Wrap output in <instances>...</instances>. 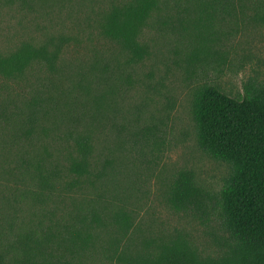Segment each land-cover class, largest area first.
<instances>
[{"label": "trees", "instance_id": "trees-1", "mask_svg": "<svg viewBox=\"0 0 264 264\" xmlns=\"http://www.w3.org/2000/svg\"><path fill=\"white\" fill-rule=\"evenodd\" d=\"M33 4L0 0V7ZM154 18L160 31L187 37L188 64L208 72L217 70L209 60L222 56L226 32L218 22L231 23L235 30L245 24L264 27V0H112L101 32L127 60L114 69L94 61L76 83L91 103L74 101L77 107L67 113H60L49 82L28 80L35 65L57 72L66 39L24 42L10 53L0 51V264H264L262 84L248 83L241 96L210 82L194 90L191 111L198 145L212 159L226 163L230 173L220 197L209 201L212 197L194 173L181 170L171 183L168 201L176 211L206 215L213 210L226 233L217 247L207 249L181 233L135 247L124 243L134 218L120 193H110L113 175L107 180V166L98 165L92 127H103L105 115L114 111L105 105L110 95L134 85L130 68L150 54L141 39ZM94 80L99 88L95 93L90 86ZM56 118L66 120L57 126L66 125V152H53L47 144L37 148L35 142L41 133L48 134L47 124ZM150 132L141 131L143 137ZM13 181L9 195L1 190ZM21 205L31 216L19 220ZM107 231L112 234L108 240L103 237Z\"/></svg>", "mask_w": 264, "mask_h": 264}, {"label": "rangeland", "instance_id": "rangeland-1", "mask_svg": "<svg viewBox=\"0 0 264 264\" xmlns=\"http://www.w3.org/2000/svg\"><path fill=\"white\" fill-rule=\"evenodd\" d=\"M33 1L34 8L0 7V51L10 53L24 42L47 44L66 39L57 72L35 65L28 80L50 83V94L60 113L77 107L72 106L74 101L90 104L92 98H83L77 88L78 77L96 60L100 66L108 63L110 69L127 60L118 45L101 32L102 19L112 0ZM154 20L141 39L149 46L150 54L130 68L134 85L110 95L105 105H112L114 111L105 115L103 127H92L95 157L100 168L107 166V180L113 175L108 182L110 193L118 191L133 215L134 227L124 243L135 247L144 240L181 233L202 247L215 249L226 234L219 216L213 210L206 215L176 211L168 201L169 189L177 173L187 169L212 197L209 201L220 197L230 168L209 157L198 145L191 111L194 90L210 82L232 96H241L248 83L264 85V27L245 24L235 30L231 23L218 22L226 32L221 37L222 56L209 60L217 70L203 72L199 66L188 64V38L160 31ZM90 82L93 93L98 92V82ZM61 121L66 120L56 118L47 124L50 130L46 136L41 133L35 142L37 148L47 144L53 152H66V125L57 128ZM144 129L153 133L143 137ZM131 131L138 135H129ZM11 188H15L14 181L1 190L9 195ZM18 209L19 220L31 216L25 206ZM103 237L108 240L112 234L107 231Z\"/></svg>", "mask_w": 264, "mask_h": 264}]
</instances>
